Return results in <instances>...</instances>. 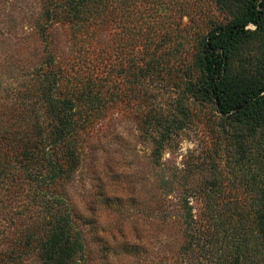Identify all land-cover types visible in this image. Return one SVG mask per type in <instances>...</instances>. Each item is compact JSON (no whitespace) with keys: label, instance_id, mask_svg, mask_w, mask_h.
I'll return each instance as SVG.
<instances>
[{"label":"trees","instance_id":"16d2710c","mask_svg":"<svg viewBox=\"0 0 264 264\" xmlns=\"http://www.w3.org/2000/svg\"><path fill=\"white\" fill-rule=\"evenodd\" d=\"M143 1L41 0L34 29L45 50L33 69L22 74L19 88L7 92L10 100L3 111L12 121L0 125V203L6 207L1 196L10 201L26 192L28 205L20 217L28 225L23 224L17 250L0 252V264L26 263L30 253L41 264H109V255L116 253L105 242L98 257L91 255L83 226L88 222L79 221L62 189L82 162V130L110 106L146 89L147 80H163L162 72L169 75L172 52L179 53L174 60L180 62V99L173 112L152 108L143 122L156 144L155 161L172 133L190 118L186 100L192 96L218 114L224 134L236 146L233 159L246 167L245 180L259 184L260 195L259 207L241 211L235 222L223 210L235 206L220 201L216 189L215 195L208 194L209 222L203 228L194 219L189 197L183 196L186 242L181 258L193 259L197 252L198 264H264V0H215L226 21L200 36L190 65L181 54L183 41L167 53L164 47L171 38H154L156 24L149 20L152 13L140 7ZM168 1L173 0H167V10ZM57 23L74 39L88 37L90 44L99 42L101 32H113L117 64L100 59L101 53L89 63L88 50L74 46L72 55L59 59L52 47ZM105 67L108 72L100 73ZM114 77L124 80L125 90L114 91ZM89 223L95 232L94 220Z\"/></svg>","mask_w":264,"mask_h":264},{"label":"rangeland","instance_id":"374dc122","mask_svg":"<svg viewBox=\"0 0 264 264\" xmlns=\"http://www.w3.org/2000/svg\"><path fill=\"white\" fill-rule=\"evenodd\" d=\"M40 3L41 0H0V125L9 119L3 111L4 104L10 100L7 92L19 88L22 74L33 69L45 50L34 29ZM166 6L167 0L140 3L154 17L149 18L156 24L154 38H171L164 47L167 53L170 49L175 51L178 42L183 41L185 50L181 54L190 65L200 36L226 21L227 16L215 0H173L170 9ZM68 31L60 23L53 28L52 47L59 59L63 61L72 55L74 46L88 50L89 63L101 53L100 59L110 58L117 64L113 32H101L99 42L91 40L90 44L88 37L74 39ZM176 56L179 53L172 52V68L168 66L169 75L162 72L163 80H147L146 89L129 95V101L120 100L110 106L92 126L82 130L79 145L82 162L73 180L62 189L80 216L79 221L88 222L83 226L91 255L96 253L98 257V250L105 242L116 253L109 255V264H176L175 261L198 264L197 252L193 253V259L181 258L186 242L183 196L189 197L194 219L201 228L209 222L208 194L215 195L216 189L220 201L235 206L232 211L222 208L228 211L227 218L235 222L240 219L241 211L259 207V184L245 180L246 167H240L232 157L236 153L234 141L224 134L221 119L211 104L202 100L192 96L186 100L190 118L182 129L172 133L159 161H155L156 144L152 135L144 132L143 122L152 108L153 112L164 114L176 108L183 89L177 85L176 70L180 62L174 60ZM108 70L105 67L100 73L106 74ZM113 79L112 84L117 81L114 91L125 90L124 80ZM0 190L3 192L1 186ZM23 194L10 201L1 196L6 204L3 207L0 203L2 253L18 249L23 224L28 225L20 217L28 205L26 192ZM92 220L95 232L90 227ZM101 236L103 241L99 240ZM134 245L137 247L133 248ZM28 255L26 263L19 264H41L32 253Z\"/></svg>","mask_w":264,"mask_h":264}]
</instances>
